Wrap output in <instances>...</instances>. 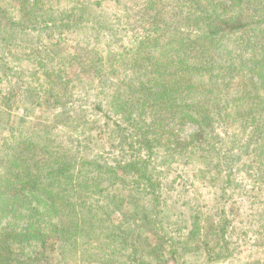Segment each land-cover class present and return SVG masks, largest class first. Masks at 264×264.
<instances>
[{
	"label": "rangeland",
	"instance_id": "374dc122",
	"mask_svg": "<svg viewBox=\"0 0 264 264\" xmlns=\"http://www.w3.org/2000/svg\"><path fill=\"white\" fill-rule=\"evenodd\" d=\"M42 1L44 5L47 4V9H52V6L55 9L71 7L69 0ZM0 3V38H4L0 42V177L11 169V165L2 162L1 158L12 155L18 145L20 150L17 154L27 152L28 145L32 142L39 145L34 152L44 147L54 157L63 153L71 157L78 148L72 140H81L90 135L87 142L83 141V147H87V150L82 149L86 158L103 156L105 163L122 166L130 160H136L139 156L137 148L129 151L120 147L112 148L106 141L107 136H102L101 133L105 130L109 132V126L113 128L117 123L121 125L122 120L113 111L106 110L107 100L113 94H109L111 89L107 91L105 88V91L98 84L97 70L84 72L82 68L86 61H91L89 56L91 58L93 55L106 58L105 63L108 64L111 61L107 58L108 53L113 55L122 51L123 47L130 48L134 42L148 34L150 25L147 22L150 17L148 13H142L143 10H138L144 4L143 0H105L102 6L93 7L92 12L85 15L81 23L65 32L60 29V23L54 25L50 23L51 20L40 23L37 30L11 26L4 19L10 15V11L13 12L14 21L21 20V24H27V17L22 16L25 4L13 0H0ZM45 25L51 27L46 28ZM74 55L81 56V65L71 64L67 67L68 62L76 58ZM52 57L54 61H51ZM15 70L18 71L17 74L14 73ZM57 74L65 77L63 82H67L66 87L54 89L53 93L44 92L42 88L49 83V77L53 79ZM243 75L238 74L236 84L244 81L240 77ZM248 79L245 80L246 83ZM254 82H257L256 88L250 86L245 99V102L255 106L252 110L254 113L248 114L249 122L254 118H264V115L255 111L260 107L261 101L264 103V81L255 78ZM13 86H16L14 94ZM231 86L220 95L219 101L222 96L225 99L227 94L231 96L229 98H234L233 92H237V89L234 84ZM52 94L63 96L61 104L49 102ZM259 95L262 98L257 97ZM101 101L102 111L95 109L96 104ZM72 109H77L79 117L83 115L82 128H79L85 134L80 137L71 133L72 140L68 137L60 138L61 133L65 132L62 130L66 129L62 127L60 120L56 122L55 114L60 110ZM235 109L223 113L229 116L227 122L218 121L212 127H207L205 136L210 139V145H203V150L199 149L202 143L198 142L176 155L166 153V146L156 148L151 157L152 163L145 171L146 176L153 174L154 182H159L160 185L151 188L149 195L140 193L143 189L136 184L137 175L125 169L118 170L117 173L127 179L125 184L113 183L114 177L112 180L108 174L101 175L102 178L94 181L96 172L89 167V173L80 178L87 185L86 190L74 193L68 188L67 181L64 195L72 197L73 205L69 204L65 212L60 211L59 214L66 219L65 215L71 211L70 215L79 227L77 242L82 240L83 244L77 247L78 251L71 247L64 250L61 239L55 238L52 240L54 251L44 256L35 254V264H72V259L75 260L76 256L79 257V264H264V134L259 141L255 134L252 138L253 130L245 123L246 120L239 122L232 118ZM192 113L194 115L196 112ZM142 125L144 126L143 122L140 126ZM101 127H104V131H101ZM181 129L178 126L174 133L181 140L187 139L196 131V127L190 125ZM136 134L141 133L131 127L123 135L127 143H130ZM115 135L117 138L114 141H124L120 133L116 132ZM201 140L204 142V139ZM139 153L142 156L147 154L145 150ZM232 153L240 154L239 160ZM220 163L222 172H218L217 168ZM51 164L50 158L42 169L48 171ZM78 169L75 167L73 172L75 179ZM64 181L66 180H60L61 184H66ZM152 192L160 198L154 200ZM129 195L133 197V210L136 214L142 210L141 205L147 207V211L143 210L141 216L145 219L144 215H148L151 226L144 222L138 223L137 215L128 220L129 223L122 221V227L119 228L120 217L132 210V198H128ZM50 207L52 206H49L43 195H30L29 199L22 197L11 206L1 202L0 226L7 222L9 227L16 228L22 218H25L23 224L32 218L36 221L35 218L39 216L37 211L40 209L46 213ZM195 218L202 219L200 226H205L200 229L201 237L186 246H178L177 253L171 254L170 250L175 249L173 245L177 246V236L191 230ZM8 220L11 222L8 223ZM171 222L173 223L169 225ZM215 223L221 227L227 223L224 238L228 242V250L222 246L223 239H219L222 234L219 236L211 229ZM162 225L165 237L157 239L155 234L161 233ZM122 228H125L126 233L129 230L134 232V235L129 234L127 241L129 248L133 249L134 246L138 252L133 260L130 259L131 251L124 250L125 243L119 239ZM114 235L118 236V242H113ZM208 235L211 237H206ZM202 240H207L211 246H215L219 240V247L224 248L221 258L208 261V250L201 245ZM153 248L158 250L152 252ZM185 248L191 251L185 252ZM164 249L165 252L161 251ZM22 257L13 258L17 260ZM25 259L26 257L22 258Z\"/></svg>",
	"mask_w": 264,
	"mask_h": 264
},
{
	"label": "trees",
	"instance_id": "16d2710c",
	"mask_svg": "<svg viewBox=\"0 0 264 264\" xmlns=\"http://www.w3.org/2000/svg\"><path fill=\"white\" fill-rule=\"evenodd\" d=\"M13 1L20 2V4L22 1L25 4L22 16L27 17V24H21V20L14 21L13 12L10 11V15L4 19L9 21L11 26L18 25L23 29L37 30L40 23L51 20L50 23H54V25L60 23V29L65 32L76 27L84 20L85 15L92 12L93 7L102 6L105 0H69L71 7L62 9L57 7L58 3H56L57 8L49 7L50 11L46 8L47 4L42 3V0ZM143 2L144 4L138 10H143L142 13L146 12L150 17L147 22L150 25L148 34L134 42L130 48L123 47L122 51L113 55L108 53L107 58L111 60L108 64L105 63L106 58L95 55L90 58L88 55L91 61L85 62L82 71L97 70L98 84L104 87V90L105 88L107 91L111 89L109 94H113L112 98L109 97L110 100H107L105 108L107 111H113L119 115L122 120L121 125L117 123L113 128L109 126L108 133L107 130H105L106 132L103 130L105 126L101 127V131H104L101 133L102 136H107L106 141L112 148L120 147L126 151L137 148L139 152L145 150L146 156H142L138 152L139 156L136 160H130L123 166L117 163L114 165L105 163L103 156L86 158L82 149L87 150V147H83V141L87 142L90 135L83 137L85 131L79 128H82L83 115L79 117L77 109L57 112L55 114L56 122L60 120L62 127L66 129L62 130L65 132L61 133L60 138L68 137L72 140L71 133L83 137L81 140H72L78 145L73 156L70 157L63 153L54 157L51 151L44 147L34 152L36 146L39 145L32 142L28 145L27 152L17 154L20 150L18 145L12 155L8 154L1 158L2 162L11 165V169L0 177V203L6 202L11 206L22 197L26 196L29 199L30 195H35V197L43 195L49 202V206H52L50 208L53 213H51V209L46 213L39 209L36 221L32 218L33 221L28 220L23 224L25 218H22L16 228L9 227L7 222L4 226L1 225L0 264H35L37 262L35 254L44 256L48 252L54 251L55 246L52 244V240L55 238L61 239V246L64 250L71 247L78 251L77 247L83 244L82 240L77 242L80 236L77 231L78 224L72 219L71 211L65 215L66 219L60 217L59 213L60 211L64 213L69 204L73 205L71 204L72 197L64 195L66 182L69 181L68 188L74 193L85 189L87 185L80 178L82 179L89 173L87 167L96 172L97 177L93 179L94 181L102 178L101 175L108 174L111 176L110 179L113 180L112 177H114L113 183L120 182L122 184L127 183V179L123 175L118 176V170H129L137 175L136 184L138 188L143 189L140 190V193L149 195L151 188L154 189L160 185L159 182H154L153 174L146 176L145 171V168L152 163L151 157L154 150L160 146H166V153L176 155L177 152L180 154L186 151L190 145H194L196 142L202 143L199 145V149L203 150V145L206 147L210 145V139L205 136L207 127H212L218 121L227 122L229 116L223 113L229 109L236 108L232 115L234 120L239 122L246 120L245 123L253 130L252 138L255 134L256 140L259 141L261 135L264 134V118H260V120L254 118L249 122L248 114L254 113L252 110L255 106L245 102L247 94H249L248 88L250 86L253 89L256 88L257 82H254V79L259 78L264 81V0H143ZM40 19L42 20L40 21ZM30 25L32 26L30 27ZM45 27L51 26L45 25ZM3 41L4 38L1 37L0 42ZM80 60H83L81 56H76L74 60L68 62L67 67L71 64L80 66ZM51 61H54L53 57ZM40 64L43 63L40 62ZM106 65L109 67L107 68ZM14 73L17 74L18 71L15 70ZM240 73L244 74L240 76L244 81L242 83L239 81L236 84ZM63 78L65 77L60 74L54 75L53 79L49 77V83L42 90L52 92L54 89L66 87L67 82H63ZM246 79H248V83L245 82ZM231 84H234L237 89V92H233L234 98H229L231 96L227 94L225 99L222 96L219 101L220 95L232 87ZM15 90L16 86H13V94ZM52 95L49 96V102L56 105L61 104L63 96L61 94ZM257 97L262 98L260 95ZM102 103L101 101L96 104L95 109L102 111ZM263 104L261 101L260 107L255 109L260 112L259 115H264ZM192 112L196 113L193 115ZM141 122L144 123V126H140ZM246 124L245 128L248 129ZM186 125L195 126L196 131L187 139L181 140L179 137H175L176 128L179 126L183 130ZM131 127H135L136 132L141 133V136L136 134L130 140L133 143H127L123 134L128 132ZM116 132L121 134L125 143L122 140L114 141L117 138ZM156 135L157 137H155ZM201 139H204V142H201ZM232 154L239 160L240 154ZM201 157L206 158V156ZM50 158L51 167L45 172L42 168ZM221 165V163L217 164L218 172H222ZM75 167L79 168L76 179L75 174L73 175ZM62 179L66 180L64 181L66 184H61L60 180ZM152 195L154 200L160 198L153 192ZM128 198H132L130 200L132 210L126 216L120 217L119 228L122 227V221L126 223L137 215L138 223L144 222L151 226L152 223L148 215H144L145 219L141 216L143 210L147 211V207L141 205L142 210L136 214L133 210L132 195H129ZM158 214L157 212L156 215ZM221 218L223 217L221 216ZM14 221H16L15 215ZM200 221L202 219L195 218L191 230L182 236H180L181 234L177 236V243L175 242L177 246L173 245V249H175L170 250L171 254L177 253L178 246H186L189 242L201 237L200 229L205 226L201 227ZM10 222L11 220L8 223ZM211 229L219 236L222 234L219 239H223L224 245L222 246L228 250V242H225L224 238L227 223L224 227L215 223ZM163 230L164 226L162 225L161 233L155 234L157 239L165 237V234L162 233ZM120 233L122 235L119 236V239L125 243L123 249L130 250V259H135L138 252L134 246L133 249H130L127 243L129 234L134 235L133 230L126 233L125 228H122ZM206 237H211V235ZM73 239L75 240L73 241ZM113 242H118L117 235H114ZM219 243L220 241L217 240L216 245L211 246L207 240L201 241V245L208 250V261L221 258L223 255L224 248H220ZM198 245L197 247H200ZM189 248L192 250L190 246ZM155 250L153 248L152 252ZM191 250L184 249L185 252ZM161 251L165 252V249ZM14 256H23L26 259L22 260V257L16 260L13 258ZM79 262L77 256L75 260L72 259V264H79ZM68 263L71 264L66 262V264Z\"/></svg>",
	"mask_w": 264,
	"mask_h": 264
}]
</instances>
